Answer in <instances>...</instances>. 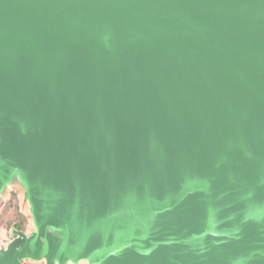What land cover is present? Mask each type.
I'll use <instances>...</instances> for the list:
<instances>
[{"label":"water","instance_id":"1","mask_svg":"<svg viewBox=\"0 0 264 264\" xmlns=\"http://www.w3.org/2000/svg\"><path fill=\"white\" fill-rule=\"evenodd\" d=\"M0 264H264V0H0Z\"/></svg>","mask_w":264,"mask_h":264},{"label":"rangeland","instance_id":"2","mask_svg":"<svg viewBox=\"0 0 264 264\" xmlns=\"http://www.w3.org/2000/svg\"><path fill=\"white\" fill-rule=\"evenodd\" d=\"M12 228H22L27 232L34 229L24 189L16 184L7 187L0 200V247L12 239ZM22 264H45V261L23 260ZM79 264L87 263L81 261Z\"/></svg>","mask_w":264,"mask_h":264},{"label":"flooded vegetation","instance_id":"3","mask_svg":"<svg viewBox=\"0 0 264 264\" xmlns=\"http://www.w3.org/2000/svg\"><path fill=\"white\" fill-rule=\"evenodd\" d=\"M30 214V213H29ZM32 223H33V221H32ZM13 230H19V231H24V232H26V233H29V232H27V231H25L24 229H22V228H12V232H13ZM16 235L15 234H13V237H12V239L15 237ZM20 264H22V262L20 263Z\"/></svg>","mask_w":264,"mask_h":264}]
</instances>
